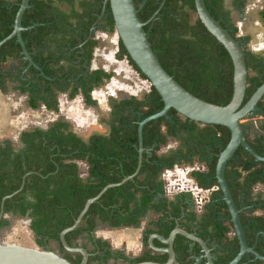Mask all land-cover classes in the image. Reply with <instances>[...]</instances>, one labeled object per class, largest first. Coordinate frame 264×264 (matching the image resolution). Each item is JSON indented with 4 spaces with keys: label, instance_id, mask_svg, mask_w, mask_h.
<instances>
[{
    "label": "trees",
    "instance_id": "16d2710c",
    "mask_svg": "<svg viewBox=\"0 0 264 264\" xmlns=\"http://www.w3.org/2000/svg\"><path fill=\"white\" fill-rule=\"evenodd\" d=\"M64 1L71 3L73 0H29V8L23 15L22 37L28 52L40 68L39 71L30 67L24 75L25 79L20 81L21 91L27 94V103L32 110L43 106L47 111L57 113L58 93H65L69 89L70 99L80 94L86 106L95 107L92 91L112 76L103 70L84 75L86 68L82 66L83 63L78 66L73 64L75 54L80 50L79 44L86 40L96 16L90 8L81 14L71 8L68 15L60 6ZM96 1L98 8L95 12L99 13L103 0ZM141 1L134 0L137 8ZM162 1L147 0L138 12L139 19L146 22L144 30L159 62L193 95L216 105H226L233 89V68L226 50L198 19L194 23L190 22V13H195L194 0H165L160 11L152 18ZM222 1L205 0L208 11L217 20L218 15L223 14ZM19 3L20 0H0V41L12 32ZM81 5L86 8L87 3L82 2ZM107 10L109 14L103 21L102 28L113 31L109 7ZM220 23L229 30V24ZM33 25L35 27L32 29H25ZM236 31L234 27L232 35L235 37ZM53 44L55 48H52ZM96 45L94 39L83 45L87 65L92 60ZM73 47L75 48L70 54ZM64 48L67 50L63 51ZM116 57L119 60L125 58L146 79L130 60L120 41ZM10 58L21 59L20 45L15 38L0 48V66ZM255 61V56L247 57V69L254 70ZM26 65L21 60V68L16 75L0 67L2 93L8 92V81L19 76ZM259 82L256 77L250 80L245 101L254 92V85ZM112 101L114 106L108 121L110 131L107 135L95 134L84 141L72 131L68 121L59 118L47 129L36 128L22 132L19 137L22 150L19 152H13L14 145L11 141H0V201L19 189L23 176L27 174L22 190L5 201L4 215L12 213L21 217L28 216V229L33 234L35 243L43 249L47 248L51 240L58 241L59 233L73 223L88 198L95 196L107 184L120 182L135 171L138 158V122L163 108V102L152 86L142 100L131 97L124 101ZM168 114L173 123L161 117L150 121L143 128L144 152L138 175L132 181L108 189L90 206L81 226L65 236L70 246H77L81 241V246L87 249L91 247L88 249L90 257L87 264H107L112 258L129 264L142 261L165 262L166 255L152 256L149 253L129 260L123 253L113 252L109 243L97 238L95 232L100 224L111 228H139L140 218L152 211L161 214L155 226L159 234L167 237L175 227V220L180 218L181 206L187 209V204L170 202L164 196L159 177L163 170L174 166L175 155H159L160 148L167 145L169 137L173 138L181 133L185 151L181 150L179 154L190 161L195 155L203 157L206 154L205 150L198 151L193 144L201 147L215 143L213 138H216V131L213 127L222 133L221 147H213L214 153L218 154L229 141L230 133L222 126H206L197 130L195 123L189 124L188 119L180 122V116L173 109ZM162 126L166 127L165 132H162ZM252 146L260 156H264L260 141ZM191 151L194 152L187 157ZM216 158L217 156L210 164V176H213ZM77 162L87 165L86 178L80 176ZM229 164L237 167L232 169L236 175L232 180L233 187L244 186L250 190L256 184L264 185V164L255 162L241 147ZM242 173L245 176L241 186L239 179ZM206 185L209 187L211 183ZM213 218H207L206 223L210 224ZM194 219V215L188 218L190 221ZM8 224V220L2 219L0 228ZM243 225L251 244L255 233L264 231V219L261 217H243ZM152 233V230L147 231L145 243ZM225 233L226 230H223L218 235L224 239ZM183 241L185 240L179 236L175 243L177 261L179 264H190V261L187 262L188 254ZM59 247L65 259L73 264L80 262L79 255H71L61 245ZM256 250L264 254L261 244L257 245Z\"/></svg>",
    "mask_w": 264,
    "mask_h": 264
},
{
    "label": "water",
    "instance_id": "95a60500",
    "mask_svg": "<svg viewBox=\"0 0 264 264\" xmlns=\"http://www.w3.org/2000/svg\"><path fill=\"white\" fill-rule=\"evenodd\" d=\"M146 1L147 0H142L137 8L134 0H103L98 20L103 16L108 6L118 40L121 42L130 60L160 96L163 102V108L159 112L138 122V158L135 171L131 175L124 177L120 182L107 184L95 196L88 198L73 223L59 233V238L56 242L61 245L65 252L72 255H79L80 262L78 264L88 263L90 257L89 250L79 243L77 246H70L66 242L65 236L81 226L84 216L88 212L90 206L97 202L108 189L119 187L128 181H132L138 175L144 152L142 142V131L144 126L150 121H156L161 117L170 120L171 117L168 112L173 109L179 116L191 122H196L201 125L222 126L230 133L227 145L217 157L215 179L221 190L222 200L226 205L229 214V222L233 227L238 246L237 250L232 252L225 247V241H223V245L219 246V250L217 249V251L214 252L199 235L194 232L186 231L176 222L175 227L170 231L167 237L159 233H152L146 240L148 251L155 254L166 255L165 262L142 261L136 264H179L175 251V243L179 236L185 240L183 241V245L186 246V252L188 254L187 262L190 261V264H219L220 260H223L225 264H245L247 262L256 263L259 260H264V256L256 250L258 244L257 237L260 234L264 235V232L258 231L255 234L256 238L252 244L248 241L245 227L240 218V210L233 200L225 178L226 165L234 158L239 147H241L247 155L251 156L255 162L264 164V156H260L248 143L243 126L240 123L247 117L261 113V109L257 106V103L264 94V82L252 93L249 99L244 102L248 80L245 44L242 43L239 38L233 36L231 30L224 28L220 21L210 14L205 5V0H194L196 19H198L206 31L222 45L230 57L233 68V89L231 99L226 105H216L207 102L187 91L163 68L154 50L150 46L147 33L144 30L146 22H142L138 17V12ZM164 1L165 0L161 2L152 18L160 11ZM28 8L29 0H20L12 32L0 41V48L6 42L15 38L21 47L23 59L27 62L26 69L28 70L29 67L32 66L40 71V68L34 63L31 55L28 53L22 38V32L24 31L22 19ZM93 31H95L94 26L91 29L89 38ZM82 139L84 141L88 140ZM26 175L23 176L21 186L18 190L1 199L0 221L5 219V201L22 190ZM155 241H158L161 246H156ZM196 248L198 251H195ZM191 261H193V263H191ZM0 264L73 263L52 252L38 251L16 245L0 244Z\"/></svg>",
    "mask_w": 264,
    "mask_h": 264
},
{
    "label": "flooded vegetation",
    "instance_id": "af4514ba",
    "mask_svg": "<svg viewBox=\"0 0 264 264\" xmlns=\"http://www.w3.org/2000/svg\"><path fill=\"white\" fill-rule=\"evenodd\" d=\"M250 1L251 0H223L222 1V7H223L222 10H223L224 15L223 14L218 15V18H219L218 20L221 22H224L226 24H229V30L233 31V29L235 27L234 26L233 11L236 12V17L238 14V19L245 20V21L249 20L248 15H246V16L242 15V11H243L244 6L246 4H249ZM82 2L87 3L86 8L81 5ZM252 2L260 4V6L258 8H256V14H257L256 18L258 19V22L261 25H264V0H252ZM60 6H61L62 10L64 12H66L68 15L70 14L71 8H74L80 14L83 13V11H85V10L88 11V9L90 8V10L93 12L92 14L96 16V19L93 22V24L91 25L89 32L86 36V40L79 44L80 50L76 52V54H75L76 60L73 62V64H75L76 66H78L82 62L83 63L82 66L86 68L84 75H87V73H89L91 71H95V70L91 69V62L89 65H87V62L85 61L84 56H83L84 52H83L82 48H83V45L85 42H87L89 40H93V39L95 40V38H94L95 32H97L99 30H101L102 32H110L108 29L102 28V23L109 14L108 10H107L108 6L106 7V10H105L103 16L99 20H98V18L100 16L101 10L99 13L95 12L96 9L98 8V3L96 0H73L71 3L70 2L67 3L66 1H64L63 3L60 4ZM191 13H193V12H191ZM191 13H190V15H191ZM194 22H192V23H194ZM93 26L95 28V31L92 32V35L89 38V34H90ZM33 27H35V26L33 25V26H30V27L25 28V29H32ZM66 38L68 39L69 36H67ZM237 38H239L240 41L244 44L249 41V37L243 36V37H237ZM15 41H16V39H15ZM24 42H25V40H24ZM66 44H69V43H66ZM25 46H26V42H25ZM55 47H56L55 44H53L52 48H55ZM74 48L75 47L71 48V50L69 51L70 54L72 53ZM65 50H67V48L63 49V51H65ZM245 52H246V58L249 57L250 55H253L256 57V61L254 62L255 69L254 70L250 69V68L247 69L248 70V80H247V87H246V91H247V88L250 86V80L252 78L256 77L260 82L257 83L256 85H254V91H255L264 82V54L262 52L250 53L246 48H245ZM70 54H69V57H70ZM20 55H21V59L10 58V59H13L14 61L18 62V65L14 70L16 72V74L18 72L17 70L21 68V60L23 62H26L23 59V55L21 53V47H20ZM31 57H32V55H31ZM92 59H93V57H92ZM62 62H64V61H62ZM64 63L68 64L67 62H64ZM26 67H27V65L22 70L21 74L19 76H17L20 81H23L25 79L24 75L27 74V72L29 70V69L27 70ZM97 70H99V69H97ZM13 74H14V72H13ZM72 80L73 79H71V81ZM106 81L107 80H104L100 86H102ZM18 86H19L18 88H19L20 92L22 94H25L27 97V94L25 92L23 93L21 91L20 82L18 83ZM100 86H98V87H100ZM98 87H96V88H98ZM69 91H70V89L65 93H58V102H59V97L61 95H66L69 100H73L78 96H80L82 98V96L79 94L76 97H74L73 99H70L69 95H68ZM91 95H92V93H91ZM245 95H246V93H245ZM144 97L142 99H144ZM127 99H130V98H122V99H119L117 101H124ZM246 101L244 98V102H246ZM82 102H83V98H82ZM83 104H84V102H83ZM108 105H109V109H110L109 110V117H108V121H109V119L111 118V112H112V107L114 106V101H112V99H109ZM257 106L261 109V113L256 114L260 118L258 120L259 121L258 124L260 126L258 128H257V126L255 127L254 126L255 124L253 121L247 122L246 124H242V126L244 129L245 135H247L250 131L253 132L254 137H253L252 141L248 140L246 137V139H247L248 143L251 145V147L253 148L252 145H257V141H260V143H261L260 149L263 150L264 149V94H263L262 98L259 100V102L257 103ZM245 119H248V117ZM179 120H180V122H184L186 119L180 116ZM169 121H171L173 123L172 118ZM190 123H191V121H189V124ZM194 123H195V128L197 130H201V129L205 128L206 126H217V125H201V124L196 123V122H194ZM223 128H225V127H223ZM256 128H257V130H256ZM213 129L216 131V135H215L216 138H213V140H215V143H213V145L205 144L201 147H198L197 144H193V146L196 147L198 151L205 150L206 154L203 157L195 155V156H193L192 160H190V161L182 158V156L179 154V152L181 150L185 151V148L182 147V140H181L182 134L178 133L173 138L169 137L168 141H170L171 143L174 142L176 144V148L170 149L166 153H162V154L175 155V158H174L175 164L171 169L163 170L160 174L159 180L162 181V188L164 191V196L166 197V199L168 201L179 202L180 204H182V203L187 204V209H184L181 206L182 212H181L180 218L175 220V225H176V222H178L181 228L185 229L186 231L189 230L190 232H194L197 235H199L200 233H203V232H205V233L206 232L222 233L223 230H226V233H225V236H226V234L230 230L233 231V227H232L231 223L229 222V214H228L226 205L222 200L221 190H220V188L217 184V181L215 179V166H216V164L214 166L213 176H210V170H211L210 164H211L213 158L215 156L218 157L219 153L225 147L218 154L214 153V151L212 150L213 147L214 148L221 147L220 138L222 137V133L215 127H213ZM165 131H166V127L162 126V132H165ZM167 145H168V143H167ZM167 145H165V146H167ZM20 146H22V144ZM162 147H164V146H162ZM21 150H22V147H20L18 149H16L14 147L13 152L16 153V152H19ZM193 152L194 151H191V153H189L187 155V157H190V155ZM158 154L162 155L159 152H158ZM216 162H217V158H216ZM180 166H185V167L189 168L188 170H185V171H189V172H186V175H187V181L190 182V183H188L190 185V187L185 183V186L183 184L184 188H183V186H181L180 188H177L178 190L176 193L175 192L172 193V191L167 190V187H169V184H167V181H168L167 178L168 177L166 178V173L167 172L171 173L175 169L180 168ZM236 168L237 167L232 166L228 162L226 165V168H225V178L227 181V185L230 189L231 195L233 197V200H234L237 208L240 210V218H241V221L243 223V217L251 218V219L257 218L254 216H247L246 214L252 213L251 206H252L253 202H250L249 199H251L252 197L253 198L258 197V194H255L253 189L259 184L254 185L250 190L247 188H244V186L241 188H238L235 186L233 187V181L232 180L236 176L234 174L233 170ZM170 173H168V174H170ZM195 173H197V174L195 175ZM229 174H230V176H229ZM171 176H173V175H171ZM244 176H245L244 173H242V175L239 179L241 186L243 185ZM214 180H215V182H214ZM212 182H214V183H212ZM175 183H176V181H175ZM207 183H211V185L209 187H206ZM170 193H172V195ZM202 193L203 194L206 193L205 199L201 198ZM6 215H9L10 217H19V218H24V219L28 220V216L21 217L18 215H13L12 213H7ZM149 215L156 216V219H154V218L146 219V218L150 217ZM191 215H194L195 219L193 221L188 220V218H190ZM212 216L214 217L213 220L210 221V224H207L206 223L207 218H210ZM160 217H161V214L149 211L143 217L140 218L141 224H140L139 228H142V246L144 249L147 248V244L144 241L145 240L144 237L146 236L148 230H152L153 233H158L159 230H158V228H156L155 224L159 221ZM131 228H133V227H131ZM134 229H138V228H134ZM245 231H246V227H245ZM78 243L81 244L80 241ZM155 245L161 246V244H159L158 241H155ZM90 249H91V247H90ZM261 249L264 250V241L261 244ZM261 255L264 256V254H261Z\"/></svg>",
    "mask_w": 264,
    "mask_h": 264
},
{
    "label": "crops",
    "instance_id": "0c3cea01",
    "mask_svg": "<svg viewBox=\"0 0 264 264\" xmlns=\"http://www.w3.org/2000/svg\"><path fill=\"white\" fill-rule=\"evenodd\" d=\"M252 2V0H251ZM248 15V14H247ZM102 33L101 43L106 39ZM105 37V38H104ZM107 40V39H106ZM108 41V40H107ZM98 44V42H97ZM109 46V47H108ZM104 47V44H103ZM110 47L113 50L114 49V40L107 45V49L105 51L100 50L98 53L95 52L93 54V59L91 61V69L92 70H103L107 73H110L112 76H115V71L113 70L114 64H110L111 62V55H110ZM258 47L255 46V49H258ZM115 50V49H114ZM98 51V50H96ZM104 56L105 63L101 62L99 60L100 56ZM95 57V58H94ZM18 62L14 61L13 59H8L5 63L1 65L2 70L14 72V75L16 72L14 71L17 67ZM114 79V77H113ZM20 82L19 78L13 77L8 82V93L4 94L0 91V139H6L9 138L8 136L12 133H14V130L16 126L23 125V121H25V117H28L29 112L37 113L38 111L44 110L49 114L50 118L48 126L45 128L47 129L54 121L58 119V115H60L61 118L64 120H67L69 123L72 124L73 129L72 131L76 133L78 136L80 135H88L86 139H89L90 136L99 134V135H107L110 131V126L108 123V117H109V107L108 102L106 103V96H103L105 98H102L98 93V89H94L92 92V96L95 99H98V107H87L83 104L82 98L80 96L76 97L73 100H69L66 95H61L59 97V111L58 113L47 111L43 106H41L37 110H32L29 108L27 104V97L25 94H22L19 90L18 83ZM98 88H101L98 87ZM107 89V87H106ZM104 89L102 93L109 95H113V92L108 88L107 91ZM101 99L103 101H101ZM137 99V97H136ZM139 100V99H138ZM6 109H8V113L10 118L7 117ZM6 113V114H5ZM94 113V114H93ZM100 113V114H99ZM82 117V118H81ZM29 118V117H28ZM27 121V120H26ZM36 128L35 127L31 130H20L18 133V142L20 134L24 131H32ZM44 129V128H40ZM81 137V136H80ZM83 138V137H81ZM1 141V140H0ZM170 141H168V145L161 147L159 153H166L168 150V146L170 145ZM21 145V144H20ZM22 147V146H20ZM165 148V149H164ZM78 163V162H77ZM85 170V177H87V165ZM79 167V166H78ZM80 174V173H79ZM261 186H264L262 184L257 185L253 191L255 194H258V197H252L249 199L250 202H253L251 208L252 213H247V216H254V217H261L264 219V192L260 194V191H257V189H260ZM150 216V217H149ZM149 218L156 219V216L149 215ZM147 219V218H146ZM264 232V231H259ZM95 236L97 238H100L104 241H107L112 249L113 252H121L123 253L129 260H132L134 258L143 256L144 254L149 253V255L152 256H160L162 254H154L153 252H149L147 248H143L142 246V228L134 229L131 227H121V228H111L108 227L105 224H100L99 228L95 232ZM199 236L205 240V242L211 247L212 251L219 250V246L223 245V241H225V247L228 248V250L235 252L237 250V240L235 237V234L233 231H229L225 239H221L218 233L216 232H203L200 233ZM256 238V235H254V239ZM258 244H262L264 241V235L260 234L258 237ZM81 243V241H80ZM195 251H198L197 248ZM194 251V252H195ZM261 253V252H260ZM197 255V254H196ZM232 257V256H231ZM193 263V261H191ZM107 264H129L124 263L122 260L119 259H110ZM219 264H225L224 261L220 260ZM245 264H264V260H259L256 263H245Z\"/></svg>",
    "mask_w": 264,
    "mask_h": 264
},
{
    "label": "rangeland",
    "instance_id": "374dc122",
    "mask_svg": "<svg viewBox=\"0 0 264 264\" xmlns=\"http://www.w3.org/2000/svg\"><path fill=\"white\" fill-rule=\"evenodd\" d=\"M259 6L260 4L251 2V1L249 2V4H246L244 6L242 15L246 16L248 14V17H249V20H246V21L238 19V14L236 17V12L233 11L234 26L237 29L236 31L237 37H243V36L249 37V41L245 43V48L250 53L262 52L264 54V25H261L258 22V19L256 18L257 17L256 8H258ZM190 21L191 23L196 21L195 13H191ZM102 33L106 35L105 37L108 41L104 39V41L101 43V38H103ZM94 38L98 42V44L94 48L93 54H95V52L98 53L102 49L103 51H105V49H107L106 48L107 45H109V43L114 40L115 50L114 49L112 50L110 47L109 52L111 55L110 64H114V66L116 65V67L113 68V70L115 71V74H114L115 76H111V78L107 80L101 86V88H97L99 91L98 93H100L101 91L99 95L102 96V98L104 99V102H105V98L103 96H106V98H108L106 99V103L108 102L109 99L119 100L122 98H131V97H135V98L137 97V99L142 100V98L146 94L149 93L151 85L146 79L140 76V74L134 69V67L125 58L120 59V60L117 59L116 54L119 48V40H118V36L115 30L110 31V32H102L101 30H99L95 32ZM103 44H104V47H103ZM255 46L256 47L259 46V48L255 49ZM99 60L105 63L104 56L101 55L99 57ZM108 88L113 92V95H110V93L109 95H107V93L106 94L102 93L104 89L109 91ZM94 100L96 101V106L98 107V99L95 98ZM101 101L103 100L101 99ZM6 113H7V117L10 118L8 109H6ZM28 117H25L26 119L25 121H23V125H18L14 127L15 128L14 133L10 134L8 136L9 138L0 139V140L1 141L2 140L11 141L14 147L18 149L20 148V143L18 142L17 137H18V133L20 132V130H23V129L31 130L35 127L45 129L48 126L50 118H52V116L49 117V114L45 112L44 110L38 111L37 113H34V114L32 112H29ZM57 117L58 119L61 118L60 115H58ZM259 119L260 118L255 114L251 117H248V119H243L240 123L246 124L247 122L253 121L255 124L254 126L255 127L257 126L258 128L260 126L258 124ZM70 125H71V129H73L74 125L72 126L71 123ZM80 136L86 139L88 135H80ZM246 137L248 140L252 141L254 137L253 132L250 131L246 135ZM173 148H176V144L174 142L170 143V145L168 146L166 150L169 151L170 149H173ZM78 166H79L80 175L82 177H85V170H86L85 163L78 162ZM188 169H189L188 167L180 166V168L175 169L173 172L171 173L168 172L170 173L168 174V178H167L168 179L167 184H169V187H167L168 191H172V193L173 192L176 193L178 190L177 188H180L181 186H183V184L185 186V183L190 187V185L188 184L190 182L187 181V175H186V172H189V171H185ZM257 191H260L259 192L260 194L262 193V191L264 192V186H261L260 189H257ZM172 193L170 194L172 195ZM205 196H206V193L201 194V198L205 199ZM5 219L8 220L9 224L0 228V244L1 245H16V246L34 249L38 251L52 252L53 254L59 257H64V253L61 252L59 244L54 240H51L49 242L46 249L39 247L35 243L34 236L28 229L29 220L24 219V218H19V217H10L9 215H5ZM147 219H150V218H147ZM88 249H90V247H88Z\"/></svg>",
    "mask_w": 264,
    "mask_h": 264
},
{
    "label": "built area",
    "instance_id": "2783aa9c",
    "mask_svg": "<svg viewBox=\"0 0 264 264\" xmlns=\"http://www.w3.org/2000/svg\"><path fill=\"white\" fill-rule=\"evenodd\" d=\"M166 176L168 177V172L166 173ZM167 177H166V178H167Z\"/></svg>",
    "mask_w": 264,
    "mask_h": 264
}]
</instances>
